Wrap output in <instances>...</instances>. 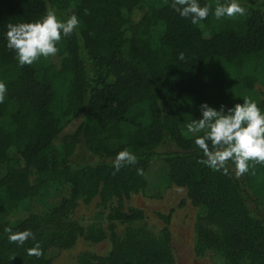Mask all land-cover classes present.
<instances>
[{
	"label": "trees",
	"instance_id": "obj_1",
	"mask_svg": "<svg viewBox=\"0 0 264 264\" xmlns=\"http://www.w3.org/2000/svg\"><path fill=\"white\" fill-rule=\"evenodd\" d=\"M171 3L0 0V82L7 87L0 119L9 124L7 131L0 124V264H52L79 236L101 241L99 228L84 233L70 219L78 201L98 197L105 207L116 200L109 220L133 223L143 213L124 211L123 202L138 191L157 197L171 185L185 188L199 209L196 255L264 264V165L240 177L231 161L227 175L214 171L198 163L206 159L195 144L203 133L183 132L202 118L201 104L227 114L243 104L238 89L264 85V0H238L244 15L219 20L217 0H198L211 8L195 25ZM49 10L62 22L72 14L79 20L70 36L62 34L61 68L43 57L20 66L7 47V25L37 22ZM125 149L137 163L113 174ZM5 228L29 230L35 240L10 243ZM108 238L106 256L83 254L79 264H176L165 229L156 236L134 227ZM37 242L39 258L27 254Z\"/></svg>",
	"mask_w": 264,
	"mask_h": 264
},
{
	"label": "clouds",
	"instance_id": "obj_2",
	"mask_svg": "<svg viewBox=\"0 0 264 264\" xmlns=\"http://www.w3.org/2000/svg\"><path fill=\"white\" fill-rule=\"evenodd\" d=\"M167 3V0H165ZM171 7L179 13L182 18H190L192 24H199L205 20L210 13V5L200 6L198 0H172ZM246 9L238 0H226L220 3L217 0L213 15L219 20L221 18H235L244 15ZM85 14L87 10H85ZM79 20L72 14L66 21L57 18L54 11H47L46 15L34 23L8 24L7 47L15 52L20 66L31 65L41 57L55 56L59 49L62 34L67 37L78 27ZM178 59L185 60L183 53ZM7 87L0 82V103L4 102ZM200 111L202 119L191 120L187 124V132L196 134L203 133L195 139L196 146L202 150L206 159L198 161L214 171L229 172V161L234 164L237 177L249 173L255 174L256 165H264V113L257 103L250 97L243 100V104H236L228 109L215 110L206 103L201 104ZM210 142V143H209ZM137 163V157L128 149L117 153L113 162L114 173L126 165ZM137 174L142 175L143 170L137 169ZM10 243L23 245L29 239L35 240L34 234L25 230L12 233L11 228H5ZM29 256L39 258L43 255L39 242L27 249Z\"/></svg>",
	"mask_w": 264,
	"mask_h": 264
},
{
	"label": "rangeland",
	"instance_id": "obj_3",
	"mask_svg": "<svg viewBox=\"0 0 264 264\" xmlns=\"http://www.w3.org/2000/svg\"><path fill=\"white\" fill-rule=\"evenodd\" d=\"M260 1L257 0V2ZM60 45L61 42L56 45L59 49L57 54L47 58L55 70L61 68L63 54ZM237 94L242 101L244 98L250 97L255 102L264 103V85L261 84L256 83L249 90L238 89ZM0 124L6 131L9 130V124L5 117L0 119ZM183 132L189 137L199 134L188 133L186 126L183 127ZM117 206V201L113 200L105 207H101L98 197L94 198L90 204L78 201L70 214V219L76 222L84 233L90 227L99 228L103 232L104 238L99 242H92L87 240L85 235L79 236L72 247L63 250L59 256L54 258L52 264H79L78 258L83 254L96 257L106 256L111 249L108 238L111 231L122 236L128 229L141 226L156 236L160 235L164 229L168 231L171 251L176 264H226L215 261L214 252L196 255L194 251L195 224L200 212L188 200L185 188L171 185L161 189L157 197L147 196L141 191L132 193L123 202V210L138 209L143 213L142 219L133 223H119L109 220L112 208ZM259 215L264 220V200ZM160 216H168V223H164Z\"/></svg>",
	"mask_w": 264,
	"mask_h": 264
}]
</instances>
